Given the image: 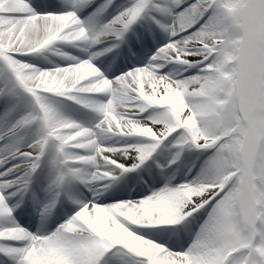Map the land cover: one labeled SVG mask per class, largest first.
<instances>
[{
  "label": "snow or ice",
  "instance_id": "1",
  "mask_svg": "<svg viewBox=\"0 0 264 264\" xmlns=\"http://www.w3.org/2000/svg\"><path fill=\"white\" fill-rule=\"evenodd\" d=\"M0 264H264V0H0Z\"/></svg>",
  "mask_w": 264,
  "mask_h": 264
}]
</instances>
